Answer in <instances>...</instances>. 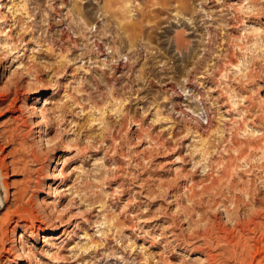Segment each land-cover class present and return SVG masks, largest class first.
Wrapping results in <instances>:
<instances>
[{
    "label": "rangeland",
    "instance_id": "1",
    "mask_svg": "<svg viewBox=\"0 0 264 264\" xmlns=\"http://www.w3.org/2000/svg\"><path fill=\"white\" fill-rule=\"evenodd\" d=\"M231 237L264 264V0H0V264Z\"/></svg>",
    "mask_w": 264,
    "mask_h": 264
},
{
    "label": "bare ground",
    "instance_id": "2",
    "mask_svg": "<svg viewBox=\"0 0 264 264\" xmlns=\"http://www.w3.org/2000/svg\"><path fill=\"white\" fill-rule=\"evenodd\" d=\"M98 47V46H97ZM101 47V46H100ZM121 69V68H120ZM20 113V112H19ZM18 115V114H17ZM24 123V122H23ZM258 139V138H257ZM257 145V144H256ZM216 181V180H215ZM218 182V180L216 181V183ZM211 183H215L214 181L211 182ZM215 183V184H216ZM219 183V182H218ZM214 184L213 188L215 187L216 188V185ZM213 185V184H210V186ZM218 185V184H217ZM208 186V185H207ZM219 186V185H218ZM206 187V186H205ZM207 189H210L208 187H206ZM204 188V190L206 189ZM211 188V191L212 189ZM216 190V189H215ZM208 191V190H207ZM2 203V202H1ZM240 227V226H239ZM210 229V228H208ZM211 232H207L206 233V236H211L212 235V230H210ZM218 231V230H217ZM42 232H45L44 229H42ZM13 233V232H12ZM198 233V232H197ZM205 231L203 232V235L199 232V235L201 234L203 237L205 236L204 235ZM241 233V232H240ZM242 234V233H241ZM205 238V237H204ZM216 241H219V237H214ZM213 239V238H212ZM221 240V239H220ZM242 241V240H241ZM227 243H229L230 245L233 246L234 248V251H233V256H234V259L236 260V263H240V264H246V259L249 258L247 255L249 252H251V248H252V245L248 244L247 243V239L245 241H243L244 243L241 244L240 241L239 242H235L234 239L231 237V238H228L226 240ZM241 244V245H240ZM198 247V246H197ZM238 249V250H237ZM208 251V250H207ZM204 252V250H203ZM22 257V256H21ZM225 258L227 262H229V259L230 258V253L226 250H218L217 253H211V252H208V253H205V258H204V261H205V264H224L223 262L220 263L218 262V259L220 260V258ZM253 261L250 263V264H254L255 261H257V257H254L252 259ZM22 258H19L17 261H15L14 263L12 264H20V262H22ZM235 263V264H236ZM261 261H257V264H260ZM227 264V263H225Z\"/></svg>",
    "mask_w": 264,
    "mask_h": 264
}]
</instances>
